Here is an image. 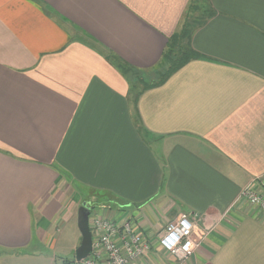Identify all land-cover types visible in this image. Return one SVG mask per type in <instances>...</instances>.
<instances>
[{
	"label": "crops",
	"instance_id": "crops-1",
	"mask_svg": "<svg viewBox=\"0 0 264 264\" xmlns=\"http://www.w3.org/2000/svg\"><path fill=\"white\" fill-rule=\"evenodd\" d=\"M198 1L199 57L131 91L108 57L150 75L191 0H0V264H71L83 202L150 242L133 264H264V0ZM182 214L180 263L156 239Z\"/></svg>",
	"mask_w": 264,
	"mask_h": 264
},
{
	"label": "built area",
	"instance_id": "built-area-1",
	"mask_svg": "<svg viewBox=\"0 0 264 264\" xmlns=\"http://www.w3.org/2000/svg\"><path fill=\"white\" fill-rule=\"evenodd\" d=\"M261 189L253 190L250 184L241 193L242 198L252 207L264 212V175L257 178ZM92 246L89 255L80 262L71 264H133L150 249V242L136 231L126 220L122 223L109 218L94 216L89 224ZM193 223L185 214L167 223L157 236L156 245L164 254L178 262L192 257L197 244L192 240Z\"/></svg>",
	"mask_w": 264,
	"mask_h": 264
},
{
	"label": "trees",
	"instance_id": "trees-1",
	"mask_svg": "<svg viewBox=\"0 0 264 264\" xmlns=\"http://www.w3.org/2000/svg\"><path fill=\"white\" fill-rule=\"evenodd\" d=\"M201 4L202 2L198 0H191V4L187 8L179 31L168 40L166 48L162 52L159 64L152 69L153 71L151 74L154 75L153 79L145 80V78L147 76L149 77L151 74L146 75L142 72H136L132 68L121 64L113 55L108 57L116 64V68L121 75L128 80L132 87L131 91L135 89L136 85L144 86L143 88L159 85L188 61L199 57V55L191 49L190 39L193 32L197 28L202 27L205 24V20L212 16L211 11L207 7L201 10L199 7ZM196 11L202 14V17L199 19L190 17L191 13L195 14ZM72 262H74V260Z\"/></svg>",
	"mask_w": 264,
	"mask_h": 264
},
{
	"label": "water",
	"instance_id": "water-1",
	"mask_svg": "<svg viewBox=\"0 0 264 264\" xmlns=\"http://www.w3.org/2000/svg\"><path fill=\"white\" fill-rule=\"evenodd\" d=\"M93 209L87 203H81L77 210V229L81 236L80 245L75 250V261L80 262L85 259L92 246V236L89 228V215Z\"/></svg>",
	"mask_w": 264,
	"mask_h": 264
},
{
	"label": "rangeland",
	"instance_id": "rangeland-1",
	"mask_svg": "<svg viewBox=\"0 0 264 264\" xmlns=\"http://www.w3.org/2000/svg\"><path fill=\"white\" fill-rule=\"evenodd\" d=\"M153 78H154V75L151 74L149 77L147 76V77L145 78V80H151V79H153ZM143 79H144V78H143ZM78 192H79V195H80V196H86V195H87V194H86L87 192H86L84 189H79ZM80 205H81V204H80ZM89 207H90V206H89ZM95 211H97V213L100 214V209H93V210L91 211L90 215H89V224H90V222H91V219L94 218V216H96V214H97ZM76 214H77V212H75V218L77 219ZM75 218H73V219L70 221L71 224H70L69 226H66L65 224L62 225V230H65L64 236H65V235H68V234L71 232V230H72V229L74 230L75 226H77V224H76L77 221H76ZM60 262H61V258H58V259H57V264H60Z\"/></svg>",
	"mask_w": 264,
	"mask_h": 264
}]
</instances>
